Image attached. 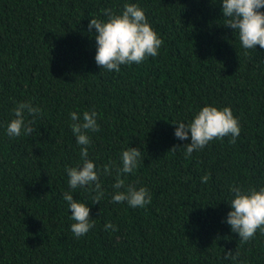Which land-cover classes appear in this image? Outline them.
<instances>
[{"label":"trees","instance_id":"1","mask_svg":"<svg viewBox=\"0 0 264 264\" xmlns=\"http://www.w3.org/2000/svg\"><path fill=\"white\" fill-rule=\"evenodd\" d=\"M125 3L145 12L163 44L158 56L108 72L88 25ZM223 25L222 0H0V264H264V235L239 244L226 222L231 186L264 187V49L244 55ZM21 102L42 113L31 135L9 137ZM208 105L230 107L241 134L186 158L191 136L178 139L172 122ZM92 110L100 130L88 133L89 159L104 191L95 204L87 188L69 189L66 172L82 163L70 113ZM129 147L140 163L121 178L148 189L144 208L112 202ZM109 161L112 175L102 171ZM65 192L90 208L94 227L80 238ZM237 248L239 261L224 259Z\"/></svg>","mask_w":264,"mask_h":264},{"label":"clouds","instance_id":"2","mask_svg":"<svg viewBox=\"0 0 264 264\" xmlns=\"http://www.w3.org/2000/svg\"><path fill=\"white\" fill-rule=\"evenodd\" d=\"M264 0H222V13L225 27L234 29L239 42L244 49V55L248 50L255 49L257 45L264 49ZM102 13L107 20L92 18L88 25V31L93 29V38L97 44L95 61L98 66L108 72H119L121 65L141 64L148 57L159 55L163 41L152 28L147 20L145 12L134 3H125L123 11L117 14L113 9H103ZM25 111L33 117V120L25 119ZM42 109L33 107L31 103H19L13 108L14 119L7 126L9 137H20L31 135L34 129L31 124ZM97 112L84 111L81 115L78 112H71L70 127L77 138V144L81 146V165L68 167L69 189L87 188L88 192L95 193L90 199L93 204L101 202L104 191L100 182V176L96 170L95 163L89 159L88 146L91 144L89 132H98L100 126L97 123ZM178 125L175 136L181 140H188L191 136V143L186 144L185 157H191L194 151L203 150L211 141L230 137L229 143L235 144L241 134L238 119L234 116L230 107L219 109L215 106H204L191 122L173 121ZM177 149L174 146L170 151ZM141 158V151L129 147L121 154L122 166L115 168V189L112 195L113 203H124L132 208H144L150 205L151 195L147 188H137L133 185H126L121 178L124 174H131L138 167ZM114 162L109 161L103 166V173L113 174ZM210 175L205 174L201 181L207 184ZM121 189H125L121 191ZM233 198L230 204L231 211L228 213L226 222L231 230L239 235V244H245L254 239L259 231L264 235V187L257 190L254 187L244 189L240 186H231ZM71 212V219L75 221L71 225V232L76 238L86 235L94 222H91L90 208L84 202L74 199L71 192L63 194ZM105 230L118 231V228L111 222L105 224ZM239 248V246H238ZM228 251L225 260L239 261V250ZM239 264H243L242 261Z\"/></svg>","mask_w":264,"mask_h":264}]
</instances>
